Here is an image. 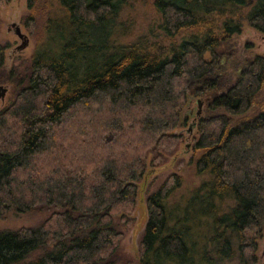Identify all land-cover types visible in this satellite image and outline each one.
<instances>
[{
    "label": "trees",
    "instance_id": "obj_1",
    "mask_svg": "<svg viewBox=\"0 0 264 264\" xmlns=\"http://www.w3.org/2000/svg\"><path fill=\"white\" fill-rule=\"evenodd\" d=\"M27 2L22 20L39 34L27 64L7 67L0 40V84L11 86L0 108V215L49 214L0 230V264L255 263L264 99L231 121L264 96V53L239 54L233 39L244 18L264 33V0H152L159 33L151 24L131 39L127 0ZM160 34L171 42L150 37ZM197 96L200 113L186 111L197 132L190 162L210 175L177 202L179 173L148 193L134 262L119 222L130 224L148 174L180 151L175 130Z\"/></svg>",
    "mask_w": 264,
    "mask_h": 264
},
{
    "label": "rangeland",
    "instance_id": "obj_2",
    "mask_svg": "<svg viewBox=\"0 0 264 264\" xmlns=\"http://www.w3.org/2000/svg\"><path fill=\"white\" fill-rule=\"evenodd\" d=\"M44 0H38V3H43ZM152 0H127L123 7V11L120 15L121 19L127 21L128 33L131 36H126V39H131L133 35L141 32H151L150 25L152 24V18L155 16V11L150 4ZM30 12L27 0H0V40L7 45L5 50V63L7 67L13 65L24 66L27 64L29 57L34 51L36 45V30H31V27L26 26L22 20V16ZM12 22H17L21 25L23 32L27 33L29 37V43L23 48H18L21 43L20 37L15 33L14 27H11ZM243 27L239 34L234 35L233 43L238 48L239 54L259 52L264 53V33L257 31L251 27L248 21L244 18L242 20ZM43 23L38 22L37 28L40 31ZM154 33H159L158 27L153 23L151 25ZM102 29V28H101ZM99 29V31H101ZM39 31V33H40ZM120 29L117 33H119ZM102 33V31H101ZM152 33V32H151ZM129 34V35H130ZM99 34L98 37H101ZM151 39L162 41L165 45H168L171 40L160 35H151ZM178 39V38H177ZM249 44H248V43ZM11 86H8V90L3 101L0 100V108L5 104L10 95ZM199 97H194L189 101V104L185 106L183 110V117L185 116L186 123L179 125L176 128V132H180L183 135V142L180 144V151L174 156H167V161L162 166L152 169L148 174L145 182L141 188V182L139 187L141 193L138 196L137 203L134 209L131 211L129 216L132 221L130 224H124L119 222V227L123 230V237L120 242L121 252L128 257L132 258L135 262L136 254L138 251L142 232L146 226L148 219V210L146 208V197L149 192L155 190L163 180L171 173H179L182 176V184L179 188L175 189L169 198V202H177L182 193L188 192L191 188L198 185L205 177L207 173H198L194 167V164L190 162L192 157V149H187L186 144L192 143V138L197 136L195 129L189 127L192 125L193 118L191 114H187L186 111L191 110L195 113L197 110L203 108L201 105L199 108L198 101ZM264 96L258 97L253 107L242 114L233 116L231 124L234 125L238 121L245 117H252L258 111L263 101ZM189 116V117H188ZM240 119V120H239ZM179 159L175 162V159ZM176 163V164H175ZM210 175V173H209ZM47 210H32L29 212L19 213L15 210H9L3 215H0V230L7 229H18L20 227L35 226L39 224L47 215ZM258 247L256 249L257 259L253 264H264V230L259 238H257ZM224 264H242L238 259L228 260Z\"/></svg>",
    "mask_w": 264,
    "mask_h": 264
},
{
    "label": "water",
    "instance_id": "obj_3",
    "mask_svg": "<svg viewBox=\"0 0 264 264\" xmlns=\"http://www.w3.org/2000/svg\"><path fill=\"white\" fill-rule=\"evenodd\" d=\"M11 27H14V31L15 33L20 37L21 39V43L18 45V48H23L25 46L28 45L29 43V37L27 35V33L23 32L21 29V25L17 22H12L11 23ZM8 90V86L4 85V84H0V100L3 101L5 99L6 93ZM199 107H201L202 105V100L201 99H197ZM198 113H200V109L198 110ZM190 143L186 144L187 149H189Z\"/></svg>",
    "mask_w": 264,
    "mask_h": 264
},
{
    "label": "flooded vegetation",
    "instance_id": "obj_4",
    "mask_svg": "<svg viewBox=\"0 0 264 264\" xmlns=\"http://www.w3.org/2000/svg\"><path fill=\"white\" fill-rule=\"evenodd\" d=\"M190 113H192V111L190 110Z\"/></svg>",
    "mask_w": 264,
    "mask_h": 264
}]
</instances>
